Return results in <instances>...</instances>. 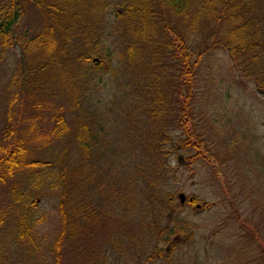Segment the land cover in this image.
Listing matches in <instances>:
<instances>
[{
  "label": "rangeland",
  "instance_id": "rangeland-1",
  "mask_svg": "<svg viewBox=\"0 0 264 264\" xmlns=\"http://www.w3.org/2000/svg\"><path fill=\"white\" fill-rule=\"evenodd\" d=\"M103 1L104 10L84 8L90 19L85 34L90 36L96 29L97 46L92 39L85 44L84 36L77 35L57 47L61 57L69 59L63 76L73 75L71 84L64 87L57 68L49 71L56 83L43 96L26 98V87L18 84L9 120L7 83L23 67L17 40L39 31L45 19L32 2L0 0V15L11 6L23 11L13 27L14 44L0 47V142L14 136L2 137L9 123L17 135L23 134L26 158L53 161L67 144L61 162L74 170L67 169V178L72 188L83 191L84 186V194L74 204L90 223L75 243L64 245L61 264H264V94L240 75L220 45L211 44L209 30L215 26L209 22L188 29L155 0L154 33L149 32L146 40L132 34L127 21L117 26L113 11L121 10L122 0ZM110 18L119 31L111 27ZM163 27L180 33L192 57L203 51L187 106V127L201 145V155L193 162L188 156L197 150L182 146L186 135L175 122L173 94L181 73L171 55L177 53L179 43ZM129 39H137L139 49L128 63ZM73 40L80 45L65 55ZM83 52L98 59L109 54L111 61L103 62V70H93L74 59ZM36 54V65L29 69H39L44 55ZM152 66L159 67V78L151 73ZM36 76L32 72L29 84ZM50 77L43 76V84ZM157 91L162 101L153 105ZM57 106L70 128L69 135L58 138L49 133V115ZM149 111L159 112L161 121L154 122ZM85 129L96 139L88 158L73 138ZM49 167L15 169L0 178V264H52L61 186L46 185L48 172L59 171L53 164ZM35 170V182L41 183L33 186ZM80 170L85 176L81 187L76 184ZM57 178L58 174L48 182ZM178 193L185 195L183 203ZM191 197L197 201L190 203ZM32 200L35 206L27 204ZM23 212L40 219L32 223L33 238L17 235L16 219ZM160 248L161 256L145 261Z\"/></svg>",
  "mask_w": 264,
  "mask_h": 264
},
{
  "label": "trees",
  "instance_id": "trees-1",
  "mask_svg": "<svg viewBox=\"0 0 264 264\" xmlns=\"http://www.w3.org/2000/svg\"><path fill=\"white\" fill-rule=\"evenodd\" d=\"M25 2L34 3L43 13L44 23L40 30L33 33H26L24 38H18L17 40L21 49V60H23V67L19 68V73L11 75L7 88L9 89L8 99V119L11 120V110H13L12 104L16 100L17 91L16 86L24 85L26 98H32L33 95L43 96L47 92H51V85H54L56 81L49 76V71L57 68L60 75H62L64 87L66 84H71L73 81V75H70L67 79L63 76L66 71V67L70 66L66 58H62V54L57 50V47H61L63 43L66 45L71 41L73 36L83 35V39H86L85 44L90 43V39L93 40V45L96 47L99 43V35H95L94 29L90 36H86L88 25L90 24L89 18L84 14V8L100 11L106 8V3L100 0L102 3L97 6L96 0H24ZM58 3V4H56ZM121 10L113 11V16L120 22L127 21L131 33L137 37L143 39H150L149 32L154 33L153 15L155 13V0H122ZM159 7H165L175 17L179 18L182 22L187 24L188 29L198 27L200 24L210 23L215 26L214 30H209L211 36L212 45H220L228 54V57L233 67L240 73L241 76L250 80L253 83L255 90L258 93L264 94V0H158ZM23 11L20 8L11 6L8 10L4 11L0 15V47H6L14 44L16 40L13 32V27L17 24V21L22 16ZM186 18L188 20H186ZM111 19V18H110ZM112 20V19H111ZM199 20V21H198ZM113 22V20H112ZM126 23V22H125ZM83 24L82 27L80 25ZM103 23H101L102 26ZM80 27V31L73 33V27ZM90 26V25H89ZM116 24L111 23V27L115 28L116 32L120 29ZM167 27V25H166ZM165 32L168 31L163 27ZM208 29V27H207ZM219 31V39L215 37L216 31ZM205 31V30H204ZM115 32V33H116ZM174 32V31H173ZM30 33V31H29ZM176 36V41L179 43L176 49V54L173 51L171 55L174 61L179 62L180 69V82L178 83V91L173 94L174 104L176 109V125L185 132V138L181 140L183 147L196 148L197 152L190 154L188 158L193 162L196 158L200 157V139L195 137L192 130H189L188 125V113L187 106L189 104L191 88L195 81L194 72L199 65V56L203 51H197L195 57H192V52H188L182 41V36L179 32L171 33ZM217 35V34H216ZM130 40V39H129ZM131 42L127 44L126 60L129 63L133 61V54L139 48L137 39H131ZM61 43V44H60ZM80 45L73 40L67 48L68 55L71 50H75ZM37 51L44 55L40 59L39 69L36 66L35 69H29L30 65H36L34 62L37 58ZM82 53L74 57L76 61H81L83 65L90 67L93 70H103V62L109 63V54L101 58L91 57ZM195 54V53H194ZM97 55V54H96ZM98 56V55H97ZM122 57V55H121ZM71 59V58H70ZM111 61V58H110ZM25 64L27 68H25ZM21 67V66H20ZM151 73L156 72V78H159V67L152 66ZM183 70V77L182 71ZM29 71V74H28ZM39 71L41 72L38 77ZM32 72H36L37 76L30 82ZM50 77L48 81L43 84L42 77ZM25 79L27 82H24ZM38 85V86H37ZM60 84H58L59 86ZM58 89V88H57ZM56 89V90H57ZM172 90V87L170 86ZM175 90V86H173ZM79 92V91H78ZM61 93V92H59ZM153 105L159 104L162 101L160 91L155 94ZM155 103V104H154ZM163 103V102H162ZM154 109V107H153ZM152 109V110H153ZM189 110V109H188ZM156 112V110H155ZM149 111L150 117L154 122H160V113ZM189 112V111H188ZM51 126L49 129L50 135L58 138L63 135H69V124L63 115L61 106L55 107V110L49 115ZM86 127V126H84ZM88 130V127H87ZM86 129L83 132H78L74 135V141L78 147L80 153L84 158H88L91 151V143L96 139L89 134V130ZM2 137L6 139L5 135L14 134L11 141L0 142V178L4 174H12L15 169H38L47 167L50 169V164L58 167L57 181H49L50 177L55 176L51 170L48 172L46 185L50 188L61 186V191L58 199V214L60 220V227L55 235L51 252L53 254L52 264H61L63 257L64 245L68 243H75L80 237L82 229L85 224H89L90 221L86 218V213L80 210V207H75L74 201L80 198V194H84V182L85 176H83V170H80V174L77 185L83 186V191L73 187V183L67 178L69 171L74 172L71 168L63 166L61 157H65L68 152L67 144L60 147L57 157L53 161H46L39 158H26L27 146L23 134L17 135L14 128L8 123L2 129ZM67 169L69 171H67ZM38 171V170H37ZM37 171L32 173L31 184L34 186L39 185L41 182L36 183L38 180ZM74 177V175H73ZM81 179V180H80ZM87 179V178H86ZM89 180V179H88ZM14 196H17L14 194ZM84 197V196H83ZM190 203L196 202V198L191 197L188 200ZM28 205L35 206L34 200ZM82 212V214H81ZM88 212V211H87ZM17 235L23 238L24 236L32 237L31 227L32 223H37L40 219L35 218L34 215H28L27 212L20 213L17 217ZM81 220L84 223H81ZM88 227V226H87ZM85 231V230H84ZM86 233V231H85ZM166 237H163L165 239ZM169 242V240H165ZM168 244V243H166ZM172 245V244H171ZM163 248L158 249L156 252L147 255L145 261L156 259L162 255Z\"/></svg>",
  "mask_w": 264,
  "mask_h": 264
},
{
  "label": "water",
  "instance_id": "water-1",
  "mask_svg": "<svg viewBox=\"0 0 264 264\" xmlns=\"http://www.w3.org/2000/svg\"><path fill=\"white\" fill-rule=\"evenodd\" d=\"M179 201L182 203L185 199V195L183 193H178ZM196 206H199V204H196Z\"/></svg>",
  "mask_w": 264,
  "mask_h": 264
}]
</instances>
